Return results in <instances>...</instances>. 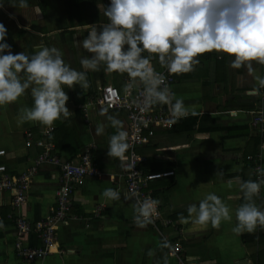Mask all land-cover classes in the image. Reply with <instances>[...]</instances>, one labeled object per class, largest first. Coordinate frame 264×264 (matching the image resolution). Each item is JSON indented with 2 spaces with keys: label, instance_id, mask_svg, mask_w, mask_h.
I'll return each instance as SVG.
<instances>
[{
  "label": "crops",
  "instance_id": "1",
  "mask_svg": "<svg viewBox=\"0 0 264 264\" xmlns=\"http://www.w3.org/2000/svg\"><path fill=\"white\" fill-rule=\"evenodd\" d=\"M26 2L28 7L20 8L19 0H0V23L7 28L6 43L12 52L32 56L42 47H55L65 63L85 71L80 61L91 54L82 41L91 25L99 29L108 23L103 8L98 7L104 3L91 6L86 2L88 21L84 23L77 12L83 8L75 0ZM95 7L100 14L98 22H93ZM196 59L199 64L194 71L173 74L169 87L175 98L183 100L189 115L170 129L157 130L146 144L134 149L143 158L137 165L142 173L174 172L146 184L148 197L159 203L155 208L158 217L143 227L134 221L137 202L127 190L131 149L122 158L107 155L109 138L116 133L107 117L120 120L127 133L128 117L97 104L100 88L106 85L125 94L137 92L143 84L132 82L127 73L107 72L104 65L99 71H87L86 89L63 86L72 115L52 126L21 122L22 109L34 105L31 89L18 101L0 106V149L6 150L0 164L6 166L7 175L24 173L30 181L22 206L11 205L13 194L0 189V264H264V227L258 226L252 233L232 231L237 224L235 211L246 202L240 184L259 182L255 165L247 157L258 159L264 173V123H252L256 114L264 117V88L259 95L247 94L259 87L255 77H264V66L254 61V72L249 74L246 68L230 66L234 57L216 51ZM151 62L157 72L166 68L158 58ZM153 108L171 119L167 105ZM99 124L105 125L104 132L96 135ZM28 140L32 143L29 147ZM87 150L89 165L100 176L73 185L71 208L55 227L54 246L44 258L28 261L25 252L45 249L34 227L55 213L56 192L65 185L63 165L82 163ZM108 188L119 191L121 198L104 197ZM208 194L217 195L230 209L231 220H222L218 228L211 223H193L187 211L190 205L199 207ZM253 201L264 211V184ZM181 215L187 222H181ZM19 219L33 227L28 234L16 233Z\"/></svg>",
  "mask_w": 264,
  "mask_h": 264
},
{
  "label": "clouds",
  "instance_id": "2",
  "mask_svg": "<svg viewBox=\"0 0 264 264\" xmlns=\"http://www.w3.org/2000/svg\"><path fill=\"white\" fill-rule=\"evenodd\" d=\"M16 7V4L12 5ZM20 8H27L26 0H19ZM2 7V4H0ZM108 23L97 28L91 25L83 48L91 54L81 59L85 71H77L65 63L62 53L55 47H42L34 55L13 53L6 43L7 28L0 23V106L18 101L28 89L34 105L22 109L21 122L36 121L52 126L55 121L72 115L66 104L69 96L63 86L72 89L79 85L86 89L87 71L127 73L132 82L143 84L146 106L167 105L170 123L189 115L182 99L165 82L152 64L158 58L170 74H186L199 64L196 59L205 52L225 53L233 69L246 68L254 72L253 62L264 66V0H109L101 4ZM77 41V47L80 46ZM142 53H148L145 56ZM259 87L247 94L259 95L264 88V77H255ZM175 101V102H173ZM195 114L194 112L192 113ZM116 133L109 138L108 157L122 158L129 144L123 124L114 116H108ZM99 124L96 135L104 132ZM264 180L245 181L240 184L245 203L235 211L234 233H252L258 226L264 227V211L253 201ZM103 196L117 201L121 193L112 188ZM159 201L146 197L137 200L134 221L143 227L151 223V216ZM192 222L200 225L211 223L218 228L223 221H230V209L215 194H208L187 209ZM181 222H187L181 215ZM0 227L3 223L0 222Z\"/></svg>",
  "mask_w": 264,
  "mask_h": 264
},
{
  "label": "built area",
  "instance_id": "3",
  "mask_svg": "<svg viewBox=\"0 0 264 264\" xmlns=\"http://www.w3.org/2000/svg\"><path fill=\"white\" fill-rule=\"evenodd\" d=\"M165 77V82L168 87L174 82L173 74L168 73L167 68L158 72ZM143 89L137 92L127 91L122 94L120 90L112 85L100 88V95L97 99V104L110 111H119L126 113L129 121V132L127 133V143L131 149V173L127 181V190L129 195L137 202V200H144L148 197L145 188L150 181L160 178L170 177L174 175L173 171L165 173L144 174L137 165L143 162V158L137 155L134 149L140 145H144L148 140L156 134L159 129H170L173 123H170L164 113L154 110L153 105L146 106V98L143 95ZM254 126H259L264 123V117L261 114L253 116L252 121ZM28 137L30 135L27 134ZM30 140L27 141L26 146H31ZM41 145V144H40ZM6 155L5 149H0V157ZM248 161L254 163L255 172L259 181L264 180L263 167L258 159L252 156L247 157ZM91 155L89 151L84 154L82 163L72 164L67 163L63 165L64 182L65 185L57 190L56 197L58 206L55 213L45 220L39 221L35 225V230L41 234L45 243V249H31L24 253L28 261H33L38 258L47 256L54 246L55 241V227L65 218L66 213L71 208L70 196L72 194L73 185H82L87 178L100 176L97 169L91 168ZM29 179L24 173L11 177L6 174V166L0 164V189L8 190L13 194L11 205L22 206L26 204V192L28 190ZM149 198V197H148ZM158 217L156 211L151 216V222ZM18 235L29 233L33 227L24 219L18 220ZM180 249L175 247V252Z\"/></svg>",
  "mask_w": 264,
  "mask_h": 264
},
{
  "label": "trees",
  "instance_id": "4",
  "mask_svg": "<svg viewBox=\"0 0 264 264\" xmlns=\"http://www.w3.org/2000/svg\"><path fill=\"white\" fill-rule=\"evenodd\" d=\"M75 1H76V5L78 7H82L83 8V9L80 8L77 12L80 13L81 19H82V21L84 23H87V21H88V19H87L88 18V9H87V11L84 10V8L86 6V2L88 3V5L90 4L91 6H95L96 2H98V1H102L104 4H106V2H107V4H108V0H75ZM99 20H100V14L97 11V8L95 7L93 22H98ZM165 178H167V177H165ZM160 179H162V178H160Z\"/></svg>",
  "mask_w": 264,
  "mask_h": 264
},
{
  "label": "rangeland",
  "instance_id": "5",
  "mask_svg": "<svg viewBox=\"0 0 264 264\" xmlns=\"http://www.w3.org/2000/svg\"><path fill=\"white\" fill-rule=\"evenodd\" d=\"M55 1L57 2V4H60V3H62L65 0H55Z\"/></svg>",
  "mask_w": 264,
  "mask_h": 264
}]
</instances>
